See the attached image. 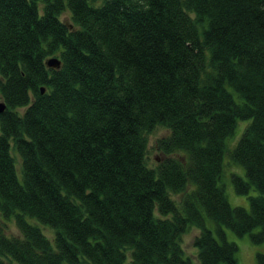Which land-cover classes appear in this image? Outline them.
Masks as SVG:
<instances>
[{
  "label": "trees",
  "instance_id": "trees-1",
  "mask_svg": "<svg viewBox=\"0 0 264 264\" xmlns=\"http://www.w3.org/2000/svg\"><path fill=\"white\" fill-rule=\"evenodd\" d=\"M0 98V220L20 232L0 225V264H240L223 227L264 242V0H0Z\"/></svg>",
  "mask_w": 264,
  "mask_h": 264
},
{
  "label": "rangeland",
  "instance_id": "rangeland-1",
  "mask_svg": "<svg viewBox=\"0 0 264 264\" xmlns=\"http://www.w3.org/2000/svg\"><path fill=\"white\" fill-rule=\"evenodd\" d=\"M60 18L70 22V12L68 9L63 10L60 13ZM235 99L240 101V98L236 94H234ZM1 99V98H0ZM22 110V109H20ZM249 120L239 119L236 127L231 135L226 138V148L227 151L232 148L235 144L236 140L241 135L246 123ZM170 132V129L163 124H157L151 130H149L146 134L147 136V161L149 165L154 166L157 161L161 158V150L158 148V140L164 136H167ZM11 152L15 157L16 164L19 167L21 164L20 157L15 149L11 148ZM224 173L221 178V183L224 186L227 198L231 205H241L246 208H249V196L256 193V190L252 188L249 193H238L233 185L231 179L232 172H238L243 177L245 176L244 169L239 164L234 163L228 156L225 154L224 157ZM181 193L173 194L176 199H180ZM0 225H3L4 231L8 234L19 235V230L16 224L12 221H8L5 225L0 220ZM39 225L44 229L47 235L51 236L53 232L50 230L51 228L47 225H43L39 223ZM206 225L215 230L216 224L207 217ZM2 227V226H1ZM50 228V229H49ZM225 230L226 238L229 241H233L237 244L236 257L240 264H257L256 262V254L259 251H264V242H253L250 233L245 232L243 234H238L234 232L232 229L228 227H223ZM200 229L198 227H191L186 233L182 236V247L184 253L189 256L195 263H197V248L193 245V238L196 234H198ZM6 264H18L12 259L5 258Z\"/></svg>",
  "mask_w": 264,
  "mask_h": 264
},
{
  "label": "water",
  "instance_id": "water-1",
  "mask_svg": "<svg viewBox=\"0 0 264 264\" xmlns=\"http://www.w3.org/2000/svg\"><path fill=\"white\" fill-rule=\"evenodd\" d=\"M46 64L49 66H55L58 67L60 65V59L57 56H50L46 59ZM43 87H41V90L43 91ZM6 104L4 101L0 100V112L5 108Z\"/></svg>",
  "mask_w": 264,
  "mask_h": 264
}]
</instances>
